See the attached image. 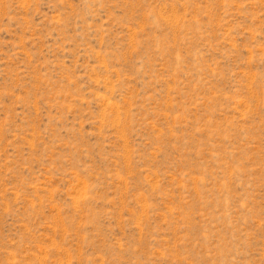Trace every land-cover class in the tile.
<instances>
[{
    "label": "rangeland",
    "instance_id": "374dc122",
    "mask_svg": "<svg viewBox=\"0 0 264 264\" xmlns=\"http://www.w3.org/2000/svg\"><path fill=\"white\" fill-rule=\"evenodd\" d=\"M0 264H264V0H0Z\"/></svg>",
    "mask_w": 264,
    "mask_h": 264
}]
</instances>
